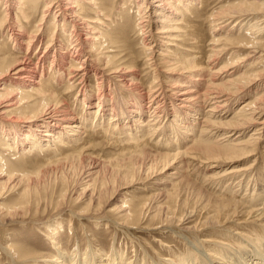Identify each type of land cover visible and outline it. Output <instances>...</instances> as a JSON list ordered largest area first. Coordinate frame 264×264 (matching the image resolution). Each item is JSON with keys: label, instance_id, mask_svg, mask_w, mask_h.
<instances>
[{"label": "bare ground", "instance_id": "6f19581e", "mask_svg": "<svg viewBox=\"0 0 264 264\" xmlns=\"http://www.w3.org/2000/svg\"><path fill=\"white\" fill-rule=\"evenodd\" d=\"M1 1L4 10L0 38L7 39L14 50L24 51L25 56L5 59L0 50V118L9 114H19L20 118L13 119L10 125L0 119V178L5 177L8 188L14 189L23 181V175H18L8 160L15 162L24 153L50 149L48 155L52 156L46 157L41 167L44 174L53 166L77 170L76 185L81 187L69 191V181L65 180L57 192L38 193L10 209H0L1 225L28 214L30 202L38 206L32 212L34 216L40 214L39 209L41 215L47 209L54 214L42 221V226L46 230L43 236L56 254L45 257L23 244H15L9 236L0 246L7 263L125 264L116 253L107 258L94 255L85 263L79 262L77 249L68 254L58 241L63 217L80 219L94 212L96 217L88 220L99 226L106 218L97 216L102 211L113 215L112 223L122 229L181 232L186 239L195 236L192 244L202 250H198L201 256L191 249L187 258L177 260L158 256L159 261L150 264H264V235L255 233L256 238L246 241L239 231L241 227L255 226L264 233V178L254 175L256 171L252 169L264 140V67L257 70L264 63V0H233L226 4L224 0H129L133 7H127L135 10L129 25L135 38L139 37L137 49L144 55L143 62L133 56L136 48L128 49L133 42L131 33L122 27L114 29L109 22V0H30L35 7L46 4L29 32L20 24L25 19L22 11L26 0ZM9 6L20 10V18L8 17ZM196 6L207 11L205 19L211 34L222 35L209 42L208 66L203 65L198 32L187 20L190 16L196 18ZM117 7L123 9L121 4ZM68 22L72 24L69 34ZM48 27H52L50 32ZM185 44L193 45V56L171 55L167 50L172 46L185 54L189 52ZM161 47L163 51L158 52ZM169 57L172 61L166 60ZM222 58L226 59L224 65L215 69L216 61ZM139 61L148 71L144 78L136 69ZM92 78L96 79L95 93L87 85ZM147 80L150 84H146V91ZM60 86H66L63 96L57 91ZM251 92L254 95L249 98ZM72 93L73 105L80 102L82 107L80 117L69 103L63 102L66 99L62 101ZM234 104L239 105L236 111ZM89 125H95L91 131L105 129L104 138L110 146L121 143L123 148L133 149L121 153L115 162L93 156L90 150L94 146L84 141L89 137ZM148 144L156 145L154 151L145 148ZM194 161L204 165L209 184L219 195L239 194L242 200H212L205 192L195 191V200L185 201L178 190L179 182L186 166ZM245 173H253L254 180L241 192L245 185L240 177ZM108 175L129 176L131 182H142L141 189L149 191L148 197L137 204L123 201L109 210L107 206L102 209L101 201L109 193V183L105 182ZM118 197V193L113 194L105 203ZM72 202L78 207L71 211ZM39 203L43 207L39 208ZM223 227L230 230L224 232ZM231 240L238 243L239 251L226 243Z\"/></svg>", "mask_w": 264, "mask_h": 264}, {"label": "rangeland", "instance_id": "374dc122", "mask_svg": "<svg viewBox=\"0 0 264 264\" xmlns=\"http://www.w3.org/2000/svg\"><path fill=\"white\" fill-rule=\"evenodd\" d=\"M120 1L121 0H109V6L108 5L106 6V9H107L106 14L109 18L108 19L109 22H112L115 25V26H113L114 29H116L117 27L120 29L122 27L121 29H126L127 34L131 33V35H129V36L131 37V39H133V42H132V44H130L128 46V49H130V50L134 49L135 50V48L137 49L139 47L138 45H139L140 40H139V37L135 38L136 34H135V32H132V26L129 25L130 21H132L133 15L135 14V13H133V12H135V10L129 8V7H133L132 3L129 5V0H127V1L124 0L123 2L119 3ZM224 1L225 2H223V4H226V3L231 2V1L233 2V0H227V2H226V0H224ZM234 1L236 2V1H241V0H234ZM25 3L26 4H25L24 9L22 11L23 12L22 15L25 17V19L20 24L24 27L25 31L29 32V30L32 29L31 27L33 25H36L38 23L39 19L41 18L42 10L44 9V5L46 4V2H43L36 7L34 6L33 3H31L30 0H26ZM118 4H121L123 9L120 7H117ZM82 5H83V10H85L87 7H85L84 4H82ZM127 5H129V7H127ZM3 6H4V3H3V1H1L0 2V19L2 17L1 12L4 10L2 8ZM201 9L202 8H199V6H198L196 8V11L194 10V12H193V13H196V15L198 16L197 17L194 14V17H196L197 19L190 16L187 18V20L190 23V25L195 26L196 33L198 32L196 34V37L199 41L200 47L202 48L201 54L203 56V61H204L203 65L208 66V64L206 62L207 61L206 56L208 57V54H210L209 49L211 47L209 46V42H210V40H212V38L213 39H219V37H221L222 35H219L218 32L216 34H211V32L209 30V24L205 19V17H207V13L205 14V12H207V11H203V9L202 10ZM18 12H20V10L17 11V9L14 7L9 6L7 8L8 17L12 16V17L20 18V14H18ZM85 16H86V14H85ZM87 16L91 17V14H87ZM69 20L70 19H68V21ZM48 21H49V18L47 19V22ZM106 23H108V22H106ZM68 24H69V22H68ZM70 24H71V22H70ZM70 24H69V27H67L68 28L67 34H69V30L71 29ZM127 26H128V28H126ZM51 28L48 27V32L51 31ZM0 40H1L0 41V50L3 53V58L6 59V57H8V56H15L19 59L24 58V56H25L24 51L20 52V51L14 50L15 49L14 46H12L11 43L7 39H5L4 37H1ZM45 43H46V36H45V39L43 41V46H45ZM175 44H180V43H172V45H175ZM187 45H186V48L189 52H186L185 54L182 53L180 50L177 51V49H174V47H172V46H169V48L167 50H169L171 52V55H175L178 53L177 56H181V57L187 56V55L193 56L195 53V51L193 53V50H192L193 45H191V44H187ZM163 49H164V47H161L158 50V52L163 51ZM126 51L128 52V50H126ZM136 51H135L136 53H134L133 56L137 59H141L140 61H142V59L144 58L143 57L144 55L142 54V52H140V50L137 49ZM163 54H165V53H163ZM139 56H141V57H139ZM31 59H32V61L35 62L34 58H31ZM166 60L172 61V58L169 57V59H166ZM140 61L138 62L136 69L140 72L138 74H141L142 78H144V75L148 71L146 72V70H144V68H145L143 66L144 63H141ZM225 61H226V59H224V58H222L218 62L216 61V65H215L216 68L215 69H218V67L220 68L221 66H223ZM47 64L49 65V63H47ZM263 67H264V63L261 66H259V68L257 70H261ZM164 68L165 67L162 66V69H164ZM166 80L169 81L168 78ZM95 81H96V79L92 78L91 81L88 82V84H87L91 87V88L88 87L89 90L93 91L94 93L96 91ZM148 82H149V80H147L146 83L144 84V88L146 91H147ZM149 84H150V82H149ZM57 88H59V87H57ZM65 89H66V86H60V89L57 90L58 94L63 96V94L65 92H67ZM123 93H126V92L123 91ZM145 94H147V92ZM71 95L72 96L68 95L67 98L63 97L62 101L66 99V101H63V102L69 103L71 108H73L74 114L77 117H80V115L83 111L81 109L82 107L80 105V102H75L73 105V100H74L73 96H75V93H72ZM253 95H254V93L251 92L249 94V98H251ZM109 105L110 104H108V107H107L108 110L110 109ZM234 107H235L234 111H236L238 109L239 105L234 104ZM18 115L19 114H14V115L9 114L7 116H2L0 119L4 120L7 124L10 125V123H13L12 122L13 119H20V118H18ZM106 121H107V119H106ZM94 126L95 125H89L87 127V130H86V133H88L87 136H89V137H85V138L83 137L85 139L84 140L85 144L86 143L92 144L94 146V148L91 149L92 151L90 150V152L92 153L93 156L95 155V156H97L103 160H106V161L110 160V161L115 162V160L116 161L120 160V158L122 156L121 153H123V152L125 153L126 151L133 149L132 147L123 148L121 143H117L118 146H116V147L110 146V144H108L107 139L104 138V130L105 129L97 128L96 130L91 131V127L94 128ZM145 143H147V141H145ZM260 145H259V150H258L259 154L257 157L258 161H257V163L253 162L254 166L252 169H254V171H256V172L253 171L254 175L256 174V175H259V177L264 178V173H263L264 172V163H263V160H261V159H264V140L260 143ZM151 146H152L151 144H148L147 147L145 146V148L148 149L149 151H154V148L156 147V145H153L152 147ZM50 152H51L50 149L43 151V152H40L38 150V151L33 152L32 154L31 153L30 154L24 153L25 156H23L22 159L18 158V160L15 162H14V160H12V161L8 160L9 166L13 167L12 169L16 173H18V175H23V178H22L23 181L22 180L19 181L18 185L14 189L10 190V188H8L9 184L5 183L6 182L5 177L0 178V188L3 189L2 192L4 193L3 198L0 199V209L1 210L10 209V207H12V205H14L16 203L18 204L19 201L22 202V201L30 200L31 198H34L36 196V194H38V193H42V192L50 193L51 191L57 192V190L59 188H61V184L65 180L67 182L69 181L68 182L69 191H72V188L73 187L75 188L76 186H77L76 189L81 188L78 185H76L77 179H78L77 178V176H78L77 170H67L66 168L61 169L59 166H53L51 168V172L49 171V173L44 174V170L41 167H43V164L46 163L45 158L48 156L49 157L52 156V155H48V154H50ZM4 157H6V156H4ZM253 159H254V157L251 158L249 161H252ZM198 162H200V161H196V162L194 161L191 164H188L186 166V169H185V172H184V175L182 178L183 180L181 183L179 182V187L177 186L178 190H181L182 196L184 197L185 201H187L186 200L187 198H190V201H192L193 199L195 200V197H193L194 196L193 193L195 191H200L203 193L205 192L204 194L206 196H208L209 198H212V200H216L218 197H222V198H225L227 200H234L237 202L239 200L240 201L242 200L241 196L239 194L229 195V193H224L222 196L219 195L220 193L217 192L218 190L215 189V187L213 185L211 186L209 184L210 181L207 179L208 172L205 171L204 165L200 164ZM245 163L246 162H244L242 164H245ZM113 167L115 168V165H113ZM72 171H74V172H72ZM260 173H261V175H260ZM254 175H253V173H251V174L245 173L243 175V178L240 177L241 179H243V182L245 185L244 188L241 190V192L244 191V189L246 188V185H247V188H249V186L252 185V182L254 180ZM203 176H205V177L203 178ZM237 176H239V175H237ZM111 177L113 178V180ZM114 177L115 176H112V175L109 176L108 175V176H106L107 179L105 178L106 185L109 183V185H108L109 193L106 196V198H104L101 201L102 206L104 207V208L102 207V209H105V207L107 206L106 208H107V210H109L113 206L118 205V204L122 203L123 201H125V202L128 201L130 204H137L139 202L138 200H141L143 198L148 197L147 193L149 191H147V190L143 191L141 189L142 182H138V183H135L134 181L131 182V180H130L131 177H129V176L127 178L126 177L123 178L122 175L117 176L115 178ZM259 177H257V178H259ZM240 178H238V179L241 180ZM15 182H17V181H15ZM110 182L112 183V185ZM126 182H127V184H126ZM117 185H118V187H117ZM196 189H198V190H196ZM209 189H211V190H209ZM8 190H10V191H8ZM74 191H75V189H74ZM145 191H146V193H145ZM117 193L119 196L117 199H115L113 201L111 200V201H108L107 203H105L107 197H109L113 194L117 195ZM190 193H191V195H190ZM73 194H74V196L77 195L76 192H73ZM121 195H122V197H121ZM37 198H39V197H37ZM118 200H120L121 202ZM29 204L30 205L28 206V208L31 210L28 211V214H26L28 216L24 215V217L18 218L17 220H15V222H11V223L9 222V223L3 224V225L0 224L1 225L0 226V246L2 244H4L5 239H7L9 236H11L10 238L12 239L13 242H15V244H20V245L23 244L24 246H26L30 250L31 249L35 250L38 253L43 254L45 257H49V256L52 257L54 254H56V251L51 246L49 240L43 236L44 234L46 235V230H44V227L42 226V224L44 225V223H42V221L48 219L49 217H51L54 214L50 209H47L41 215V209H39L38 212H40V214L34 216L32 214V212L35 210L36 207H38L36 205L37 203L30 202ZM39 204H40L39 208L43 207V204H41V203H39ZM80 206L83 207L84 204H82ZM69 207H70V210L72 211L76 207H78V205H74V203L72 202ZM99 212H100L99 214L96 213L97 216H99V215H105L106 216L105 222L103 220V222L100 223L102 225H99V226H96L97 225L96 223H93L90 220H88V217H91V216L96 217L94 212H92V213L88 212V213L84 214L85 218H80V219H77L76 217H73L70 215L63 217L64 218L62 220L63 227L58 233V237H57L58 241L60 242L61 247L64 250H66L68 252V254L71 253L76 248L77 252H79L77 254V256H79V262H83V260H85L86 258H89L90 256L94 257V255H99V257H101V258H107L108 255L113 254V253L120 254L123 261L125 260V264H127L129 261H134V264H143V262L145 264H150L153 262V260L156 262L159 261V259H157L158 256H161L162 258H165V257L169 258L172 256L173 258H175L174 260H177L179 257L181 259L185 258V257L187 258V256H189L188 250H191V249L195 253H198V254L200 253L199 254L200 256L202 255V252H200L202 250L199 248H194V246L192 244L193 242L196 241L195 236H191L190 239L187 238L188 239L187 240L186 238L183 237V235L185 236L186 234L182 233V236H181V232H178V230H174V231L180 233V235L177 233L173 234V233L162 232L160 230H154V229L146 230V231H140L139 229L137 230L134 228H132V229L131 228H127V229L123 228L122 229L120 227L115 226L112 223L113 215L102 212V211H99ZM241 220L243 221L244 217H241ZM34 221H38V223L35 224V223H33ZM156 222L157 221L153 220V223H156ZM149 223H151V222L149 221ZM226 227H228V225H226ZM226 227H223L224 232H225V230H230L229 228H226ZM239 231L246 237V239H247L246 241H250L251 239H253L255 237L254 236L255 233H259L261 236L264 235V233H260L259 229H257L255 226H253V227H249V226L241 227ZM211 236H212L211 237L212 239H216V240L219 239V238H216L215 236L213 237V235H211ZM249 237H251V239ZM196 238H201V237L196 236ZM202 238H204V237H202ZM231 241H232L231 243H229V242H226V243H228V244H230V246H232V250L235 248L236 250L239 251L238 246H237L238 243L234 240H231ZM240 243H241V241H240ZM198 250H200V251H198ZM84 253H86V254H84ZM119 258L120 257H118V259ZM85 262H86V260L83 263H85ZM207 262L208 261H206V264H207ZM0 264H8L7 260H5V257L2 253H0Z\"/></svg>", "mask_w": 264, "mask_h": 264}]
</instances>
